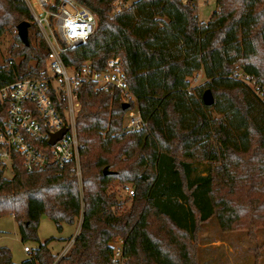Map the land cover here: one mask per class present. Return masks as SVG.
I'll return each mask as SVG.
<instances>
[{"label":"trees","instance_id":"obj_1","mask_svg":"<svg viewBox=\"0 0 264 264\" xmlns=\"http://www.w3.org/2000/svg\"><path fill=\"white\" fill-rule=\"evenodd\" d=\"M79 1L98 26L64 54L66 64L102 69L121 56L148 126L125 131L128 108L119 95L84 86L77 117L81 184L73 162L28 171L14 155L10 176L0 164V217L13 215L22 240L38 242L41 215L60 230L83 217L65 264H114L109 242L117 237L124 239V264H194L174 229L196 239L199 225L214 216L230 229L241 199L262 207L254 195L264 185V0H216L219 10L208 22L200 21L195 0H124L130 6L119 13L113 0ZM21 21L30 23L33 38L26 45L17 31L19 44L0 63V90L46 70L49 47L27 2L0 0V41ZM199 71L205 81L190 93V77ZM206 89L212 105L204 103ZM6 108L0 100V126ZM114 181L134 187L129 208L110 190ZM155 221L163 223L159 232ZM53 239L19 263L1 246L0 264H54Z\"/></svg>","mask_w":264,"mask_h":264},{"label":"built area","instance_id":"obj_2","mask_svg":"<svg viewBox=\"0 0 264 264\" xmlns=\"http://www.w3.org/2000/svg\"><path fill=\"white\" fill-rule=\"evenodd\" d=\"M25 1L48 44L49 53L43 74L18 79L0 90V100L7 104L0 126V164L11 173L14 155L23 159L28 171H43L52 165L61 169L73 162L74 173L81 184L77 117L82 109L80 91L84 86L91 85L96 92L118 94L123 103H129L123 120L125 131H139L148 123L143 120L137 98L130 90L121 56L109 58L102 69L93 67L91 62L72 66L64 60L68 50L85 43L95 33L98 18L93 11L79 0ZM113 6L114 13H119L130 6V2L113 0ZM201 72L190 77V93L201 78ZM63 128H66L65 133L51 144L54 135ZM129 192L134 194L132 188ZM78 233L58 254L54 264H65L61 259L70 250ZM109 245L113 249V263L124 264V239L117 237ZM24 251L30 253L31 248L25 246Z\"/></svg>","mask_w":264,"mask_h":264},{"label":"rangeland","instance_id":"obj_3","mask_svg":"<svg viewBox=\"0 0 264 264\" xmlns=\"http://www.w3.org/2000/svg\"><path fill=\"white\" fill-rule=\"evenodd\" d=\"M195 3L201 22H208L213 12L219 10L216 0H195ZM32 36L33 31L30 30V39ZM18 44L16 29L8 31L2 36L0 63L11 56L10 51ZM204 81L205 76L202 73L201 78L194 86H198ZM262 159L264 164V155ZM206 167L205 163L198 164L197 172H203ZM6 175L10 176L11 173L6 172ZM131 188H134L132 184L123 186L118 181H114L110 190L116 192L123 207L129 208L131 206L132 195L129 192ZM259 194L254 196L261 198L262 207L256 205L258 202L246 206L244 200H240L242 204L237 208L239 215L230 229H224L216 216L199 225L196 239L189 240L188 237L174 229V234L179 240L185 242L191 249L194 264H264V185L259 189ZM162 225L161 222H153V231L159 232L158 228ZM80 226L81 218H78L74 223H64L60 230L48 215L43 214L37 226L38 240L44 243L55 238L50 242L49 247L54 254L58 255L69 245L72 237L78 233ZM167 227L169 228L168 225ZM160 235L173 246L176 252V245L172 243L173 239L164 232H161ZM39 242L34 239L22 240L21 226L13 215L0 217V247L10 248L15 262L19 263L29 257V253L24 251L25 246L33 249Z\"/></svg>","mask_w":264,"mask_h":264},{"label":"water","instance_id":"obj_4","mask_svg":"<svg viewBox=\"0 0 264 264\" xmlns=\"http://www.w3.org/2000/svg\"><path fill=\"white\" fill-rule=\"evenodd\" d=\"M29 26H30V23L28 21H21L17 25L18 35H19L20 39L26 45L30 44V40H29ZM203 100H204V103L206 105H212L213 104L214 96H213L212 91L210 89H206L205 90V92L203 94ZM128 107H129V103H123V108L124 109H127ZM65 131H66V128H63L60 132L55 134L50 143L54 144L57 141V139H59L65 133ZM105 172H107L106 169H105Z\"/></svg>","mask_w":264,"mask_h":264},{"label":"crops","instance_id":"obj_5","mask_svg":"<svg viewBox=\"0 0 264 264\" xmlns=\"http://www.w3.org/2000/svg\"><path fill=\"white\" fill-rule=\"evenodd\" d=\"M203 73V72H202Z\"/></svg>","mask_w":264,"mask_h":264}]
</instances>
